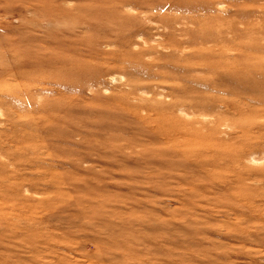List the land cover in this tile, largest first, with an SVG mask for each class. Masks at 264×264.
Segmentation results:
<instances>
[{
	"label": "rangeland",
	"instance_id": "rangeland-1",
	"mask_svg": "<svg viewBox=\"0 0 264 264\" xmlns=\"http://www.w3.org/2000/svg\"><path fill=\"white\" fill-rule=\"evenodd\" d=\"M0 264H264V0H0Z\"/></svg>",
	"mask_w": 264,
	"mask_h": 264
},
{
	"label": "bare ground",
	"instance_id": "bare-ground-1",
	"mask_svg": "<svg viewBox=\"0 0 264 264\" xmlns=\"http://www.w3.org/2000/svg\"><path fill=\"white\" fill-rule=\"evenodd\" d=\"M29 75V74H28Z\"/></svg>",
	"mask_w": 264,
	"mask_h": 264
}]
</instances>
